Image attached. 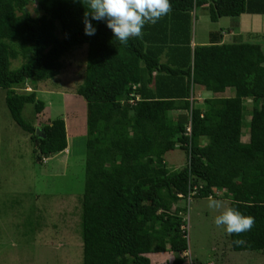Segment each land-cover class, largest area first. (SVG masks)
I'll use <instances>...</instances> for the list:
<instances>
[{
	"label": "trees",
	"instance_id": "1",
	"mask_svg": "<svg viewBox=\"0 0 264 264\" xmlns=\"http://www.w3.org/2000/svg\"><path fill=\"white\" fill-rule=\"evenodd\" d=\"M170 4L166 16L145 24L142 37L123 45L105 21H92L96 32L85 35L81 0H0V89L7 91L11 117L31 136L37 162L68 148L66 123L58 118L39 129L24 119V108L32 104L42 114L47 106L37 83L58 77L62 58L88 47L78 61L84 66L85 60L86 73L77 91L87 104L82 264H152L156 253H172L168 264H184L187 209L181 202L195 187L194 197L221 194L254 217L251 230L229 235L230 243L235 252L264 254V43L250 34L221 43V33L212 32L210 44L191 46L197 8L209 4L217 22L264 14V0ZM19 58L23 64L12 70ZM227 89L231 97L222 95ZM200 90L212 94L205 106L195 105ZM178 149L187 160L173 172L166 156ZM236 239L245 244L234 245Z\"/></svg>",
	"mask_w": 264,
	"mask_h": 264
},
{
	"label": "rangeland",
	"instance_id": "2",
	"mask_svg": "<svg viewBox=\"0 0 264 264\" xmlns=\"http://www.w3.org/2000/svg\"><path fill=\"white\" fill-rule=\"evenodd\" d=\"M35 6L31 4L30 10L39 16ZM87 54V45L67 53L62 58V73L37 83L38 99L47 106L42 114L36 115L32 104L23 111L24 119L39 129L64 119L70 139L68 152L58 155L60 159L36 161L31 136L11 117L7 91L0 89V264H82L79 198L86 177L87 104L77 91L86 73L85 60L84 66L78 61ZM22 64V58L14 60L12 70ZM250 106L246 100L245 107ZM186 160L180 149L166 156L173 172ZM214 199L230 206L221 194ZM208 202L209 198L196 197L181 202L187 209L182 215L187 228L186 264H264L262 253L232 250L225 229L214 224L218 210L210 209Z\"/></svg>",
	"mask_w": 264,
	"mask_h": 264
},
{
	"label": "clouds",
	"instance_id": "3",
	"mask_svg": "<svg viewBox=\"0 0 264 264\" xmlns=\"http://www.w3.org/2000/svg\"><path fill=\"white\" fill-rule=\"evenodd\" d=\"M81 2L87 4V10L83 15L85 35L95 34L96 29L92 21H105L106 26L123 45H127L132 37H142L146 23L155 24L171 11L170 0H81ZM188 146L191 148L190 143ZM208 207L218 210L219 214L215 216L214 224L223 227L228 235L240 236L254 226V217L244 215L238 209L226 206L212 197H209ZM233 244L242 246L245 241L236 239ZM185 256L188 258V254L185 253ZM186 263L187 261L184 264Z\"/></svg>",
	"mask_w": 264,
	"mask_h": 264
},
{
	"label": "crops",
	"instance_id": "4",
	"mask_svg": "<svg viewBox=\"0 0 264 264\" xmlns=\"http://www.w3.org/2000/svg\"><path fill=\"white\" fill-rule=\"evenodd\" d=\"M209 4L203 7L197 8L192 13V48L194 49L198 45H207L211 43V33L219 32L221 33V43H231L236 40L238 36L249 35V38L255 36L257 42H261L262 36H264V14H242L238 18L223 17L219 18L217 22H213L210 19L209 14H203V12H208ZM238 24V25H237ZM215 26V27H214ZM253 40V39H251ZM263 43V42H262ZM168 58L164 57L163 62ZM233 89H227L222 95L231 97ZM212 98V94L200 90L196 97L197 101L195 105L205 106V100ZM194 100V98H192ZM191 100V99H190ZM193 102V101H191ZM246 102V100H245ZM68 134V133H67ZM70 139V136H68ZM203 144H205L203 142ZM67 152V150H66ZM59 157V156H58ZM55 157L57 159H60ZM156 257L157 263L154 262ZM152 264H168L174 260V255L172 253H156L150 255ZM232 258V257H231ZM242 259H246L242 258ZM213 264V262H210Z\"/></svg>",
	"mask_w": 264,
	"mask_h": 264
},
{
	"label": "built area",
	"instance_id": "5",
	"mask_svg": "<svg viewBox=\"0 0 264 264\" xmlns=\"http://www.w3.org/2000/svg\"><path fill=\"white\" fill-rule=\"evenodd\" d=\"M191 100H193V99L191 98ZM131 102H132V101H131ZM191 134H192V127H191V125H190V126H188V128H187L186 135H187V136H191ZM67 152H68V151H67ZM197 190H198V188L195 187L194 190H191V191L189 192L188 200H190L191 198H193V197L197 194ZM179 197L182 198V195H179ZM183 228H185V227H183ZM186 229H187V228H186ZM187 253H188V252H186V255H187ZM189 260H190V259H189ZM189 263L192 264L191 261H190Z\"/></svg>",
	"mask_w": 264,
	"mask_h": 264
},
{
	"label": "water",
	"instance_id": "6",
	"mask_svg": "<svg viewBox=\"0 0 264 264\" xmlns=\"http://www.w3.org/2000/svg\"><path fill=\"white\" fill-rule=\"evenodd\" d=\"M37 132H40V130H39V129H37Z\"/></svg>",
	"mask_w": 264,
	"mask_h": 264
}]
</instances>
